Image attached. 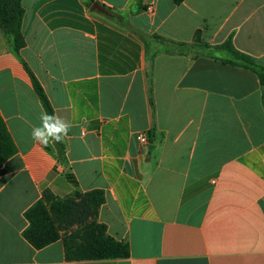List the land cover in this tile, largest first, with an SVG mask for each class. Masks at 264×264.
Wrapping results in <instances>:
<instances>
[{
    "label": "crops",
    "instance_id": "obj_1",
    "mask_svg": "<svg viewBox=\"0 0 264 264\" xmlns=\"http://www.w3.org/2000/svg\"><path fill=\"white\" fill-rule=\"evenodd\" d=\"M22 5L19 57L0 30V115L16 145L0 169V264H264V89L194 42L232 40L264 67V0ZM154 37L193 47L170 54ZM25 64L71 124L59 143L31 137L45 110ZM95 190L129 258L68 261L63 239L36 250L24 238L46 191Z\"/></svg>",
    "mask_w": 264,
    "mask_h": 264
},
{
    "label": "trees",
    "instance_id": "obj_2",
    "mask_svg": "<svg viewBox=\"0 0 264 264\" xmlns=\"http://www.w3.org/2000/svg\"><path fill=\"white\" fill-rule=\"evenodd\" d=\"M173 1L180 5L185 0ZM24 15L22 0H0V30L7 35L12 51L18 57L26 46L23 34ZM140 38L149 48L148 39L143 35H140ZM154 38L160 40L162 45H165L164 51L170 54H186L193 47L185 43ZM194 42L199 48L208 49L209 55L219 57L223 62L257 73L264 89V67L258 65L250 56L239 52L232 40L220 46L210 47L202 44L199 35H196ZM25 67L45 112L55 114L42 85L26 64ZM150 136H153V131ZM15 154L16 145L0 115V169ZM105 201V193L101 190L85 194L76 192L64 199L46 191L43 198L25 213L29 226L24 232V238L36 250L63 239L68 261L127 259L130 257L129 244L110 236L107 226L98 221L100 209Z\"/></svg>",
    "mask_w": 264,
    "mask_h": 264
},
{
    "label": "clouds",
    "instance_id": "obj_3",
    "mask_svg": "<svg viewBox=\"0 0 264 264\" xmlns=\"http://www.w3.org/2000/svg\"><path fill=\"white\" fill-rule=\"evenodd\" d=\"M40 124L33 126L31 137L34 142L47 146L50 142H61L69 133L71 124L55 114L41 112Z\"/></svg>",
    "mask_w": 264,
    "mask_h": 264
},
{
    "label": "built area",
    "instance_id": "obj_4",
    "mask_svg": "<svg viewBox=\"0 0 264 264\" xmlns=\"http://www.w3.org/2000/svg\"><path fill=\"white\" fill-rule=\"evenodd\" d=\"M148 10L152 11V8H149ZM137 139L141 145L146 146V147L149 145V138L145 133L139 134ZM262 163L264 164V159H263Z\"/></svg>",
    "mask_w": 264,
    "mask_h": 264
},
{
    "label": "water",
    "instance_id": "obj_5",
    "mask_svg": "<svg viewBox=\"0 0 264 264\" xmlns=\"http://www.w3.org/2000/svg\"><path fill=\"white\" fill-rule=\"evenodd\" d=\"M95 8L100 11L101 13L108 15V11L103 9L100 5H95Z\"/></svg>",
    "mask_w": 264,
    "mask_h": 264
},
{
    "label": "rangeland",
    "instance_id": "obj_6",
    "mask_svg": "<svg viewBox=\"0 0 264 264\" xmlns=\"http://www.w3.org/2000/svg\"><path fill=\"white\" fill-rule=\"evenodd\" d=\"M1 37H2V35H1ZM3 38V37H2ZM190 50H192V49H190Z\"/></svg>",
    "mask_w": 264,
    "mask_h": 264
}]
</instances>
